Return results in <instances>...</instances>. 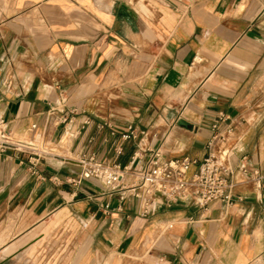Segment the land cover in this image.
I'll return each instance as SVG.
<instances>
[{
  "label": "crops",
  "instance_id": "obj_1",
  "mask_svg": "<svg viewBox=\"0 0 264 264\" xmlns=\"http://www.w3.org/2000/svg\"><path fill=\"white\" fill-rule=\"evenodd\" d=\"M0 116L44 152L0 150V264H264V0H0ZM156 149L244 164L242 201L143 216L82 174Z\"/></svg>",
  "mask_w": 264,
  "mask_h": 264
},
{
  "label": "built area",
  "instance_id": "obj_2",
  "mask_svg": "<svg viewBox=\"0 0 264 264\" xmlns=\"http://www.w3.org/2000/svg\"><path fill=\"white\" fill-rule=\"evenodd\" d=\"M55 110L54 106L49 108L48 120ZM224 119L226 116L219 115L218 120L212 124V128L217 130L219 122ZM61 121H66V117H63ZM83 123H88V121L84 120ZM135 136L133 130L122 135L124 139ZM217 137L222 136L218 132L215 133L208 142V149ZM7 149L28 154L30 160L44 154V152L11 141L7 131V122L0 116V150ZM80 162L82 174L100 179L107 192L120 190L140 199L143 216L153 213L158 204H170L188 197L195 199L200 206L215 202L231 205L242 201L241 196L234 195L236 183L233 175L236 169L246 171V166L241 163L236 167L229 163L224 165L210 151L201 161H196L187 157L166 158L159 149H156L152 151L147 167L132 173L134 181L128 184L123 181L126 174L130 173L127 166L118 163L110 164L94 155L83 157ZM193 164H196V169L188 174ZM253 175L255 180H264V172L258 169L253 171Z\"/></svg>",
  "mask_w": 264,
  "mask_h": 264
}]
</instances>
